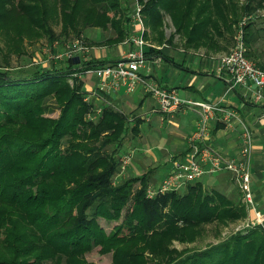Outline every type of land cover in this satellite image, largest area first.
<instances>
[{"label":"trees","instance_id":"trees-1","mask_svg":"<svg viewBox=\"0 0 264 264\" xmlns=\"http://www.w3.org/2000/svg\"><path fill=\"white\" fill-rule=\"evenodd\" d=\"M6 2L8 5L0 0V20L10 14L9 20L21 32L19 40L45 35L51 52L55 43L62 48L74 39L82 40L81 32L86 26L113 30L112 37L89 41L88 46L95 47L121 43L131 30L132 6L128 0ZM141 3L145 25L155 32L153 40L157 45L164 41L165 16L169 17L176 33H180L189 17L200 22L203 30L216 32L220 15L230 36L231 24L237 22L236 14L250 15L264 9V0H245L244 3L146 0ZM10 7L13 12L8 14L6 10ZM224 9L230 12L229 16L222 14ZM108 13L112 17L107 19ZM114 13L119 14L117 19ZM48 21L59 23L62 30L59 35L47 25ZM194 30V27L189 29L185 47L193 40L201 42L199 35L192 39ZM67 31L81 37L71 41L59 39ZM244 32L246 48L254 45L259 38L258 30L252 29L248 22ZM205 37L200 44L208 47L210 38ZM82 42L86 45L85 40ZM3 48L11 52L17 50L16 45ZM152 52L156 51L150 49L149 53ZM2 53L0 46L3 59L7 52L1 56ZM149 53L145 51V56ZM246 56L251 60L254 54L247 51ZM111 62L92 58L79 67L70 59L62 67L51 64L50 68L30 71V77L23 80L12 79L0 71V108L18 110L23 107V138L11 133L0 135L11 139L14 149V159L8 162L2 155L3 148L0 149V264H89L85 255L96 247L102 254L112 252V264H146L136 257L143 253L152 256L154 264H264V231L260 228L185 254L170 252L167 248L171 240L194 242L208 224L225 225L245 216L240 192L235 197L227 196L203 187L197 180L181 191L149 198L146 188L150 183V170L113 184L125 134L128 131L136 134L137 126L129 129L127 116L110 106H103L100 116L88 120L86 116L93 104L84 100L82 81L79 80L76 87L65 82L69 74ZM255 64L264 69V63ZM17 85L23 87L15 88ZM50 97L62 106L55 121L43 120L37 115L40 108L35 106ZM13 123L19 124V121H10L8 116L0 118V128ZM6 172L7 177L3 176ZM134 183L139 187L134 188ZM98 218L109 222L119 219L120 223L106 232L98 224Z\"/></svg>","mask_w":264,"mask_h":264},{"label":"crops","instance_id":"crops-1","mask_svg":"<svg viewBox=\"0 0 264 264\" xmlns=\"http://www.w3.org/2000/svg\"><path fill=\"white\" fill-rule=\"evenodd\" d=\"M262 36L264 37V33ZM125 40L126 38L119 45L116 44L117 46H91L89 58L112 62L118 60L129 48L128 44L127 48L124 47ZM150 49L156 52L149 53ZM228 49L229 47L218 50L209 46L173 48L151 43L145 49L149 54L140 70L161 86L174 89L180 99L210 103L221 101L248 122L255 137L251 170L253 201L256 208L264 213V97L260 101H250L249 89L243 86L229 88L228 77L217 69V59L226 54L224 52ZM247 49L253 52V58L257 62L264 60L263 56L260 58L258 55L257 43ZM80 80L85 93L84 100L92 103L93 109L113 107L127 116L129 129L137 126V136L133 139L135 142L131 143L129 152H120L121 156L131 153V160L125 169L120 163L114 174L115 181H123L125 176L139 177L150 170L149 185L156 186L171 170L172 161H185L197 156L198 143L189 141L198 119V115L192 110L183 108L173 113H163L157 109L156 102L141 89L132 95H126L121 90L100 89V80L94 74H83ZM210 129L211 144L227 155L234 156L239 147V128L225 127L214 119L210 123ZM134 143L142 146L135 147ZM199 180L207 189H216L227 196L235 197L232 192L236 188L226 172L204 175ZM239 198L241 200V196ZM251 216L248 211V218Z\"/></svg>","mask_w":264,"mask_h":264},{"label":"built area","instance_id":"built-area-1","mask_svg":"<svg viewBox=\"0 0 264 264\" xmlns=\"http://www.w3.org/2000/svg\"><path fill=\"white\" fill-rule=\"evenodd\" d=\"M142 0H133L130 14V33L125 40L129 45L124 56L101 67L79 72V78L84 74H94L99 80V88L123 91L126 95L134 94L138 89L148 94L157 104V109L163 113H173L180 109H190L198 115L195 130L189 136V141L198 143L197 156L185 161H172L171 170L156 186L149 185L146 194L149 198L170 191H181L187 184L199 180L204 175H214L226 172L231 183L242 197V201L251 213L247 226L261 227L264 231V213L259 211L253 201L251 187L252 148L254 145V131L243 118L232 108L226 107L221 101H193L180 99L176 91L158 84L153 78L140 70L146 62L145 49L148 47L144 39V25L142 20ZM264 17V14L263 16ZM251 19H243L236 29L233 46L226 54L217 59L218 71L228 77L229 88L243 86L249 89V100L260 101L264 97V69L257 66L247 56L244 39V27ZM248 20V21H247ZM54 52L47 47L48 60L66 62L74 57L79 58V67L90 53V47L83 44L81 39H74L60 48L53 44ZM85 55V57H84ZM84 57V58H83ZM74 64V63H73ZM76 73H74L75 75ZM102 113V107L92 109L86 116L88 120H95ZM214 119L223 123L225 127L237 126L239 147L234 156H229L210 142V123ZM131 160V153L120 157L121 167L125 169Z\"/></svg>","mask_w":264,"mask_h":264},{"label":"rangeland","instance_id":"rangeland-1","mask_svg":"<svg viewBox=\"0 0 264 264\" xmlns=\"http://www.w3.org/2000/svg\"><path fill=\"white\" fill-rule=\"evenodd\" d=\"M15 1H17V0H15ZM131 1L132 0H128V4H130ZM145 1L146 0H142V2H145ZM236 1H238L239 3H244L245 0H236ZM4 3H5V5H8L6 0H4ZM200 5H201V3L198 2L197 7H199ZM197 7L194 6V9H196ZM6 12H8V14H9V12L12 13L13 12L12 7H10V9L6 10ZM109 14H111V13H108L106 15L107 19H108V17H112ZM222 14H224V16L225 15L229 16L230 12L228 10L224 9ZM263 14H264V9H262V8L257 10V11H254L250 15H248V14L246 15L244 12L240 13L238 15L236 14L235 17H236L237 22L235 25L233 23L231 24L232 32H231L230 36L229 35L227 36V33H229V32L227 31L225 24L223 22H221L222 18L220 15L217 16V17H219V18H217V19H219L218 22H217V19L213 18V16H212V20H214V21L216 20V22L219 25L218 30H216V32L213 31V29H210L209 31H207V28H206V30H203V26H202V24L200 25V22H198V23H197V21L194 22V20L191 17H189L183 26L184 28H182L180 33H176L175 28L171 24L169 17L165 16L164 17V27H163L164 28L163 44L172 46L173 48H177V47L178 48H188V47H185L184 40L186 39V36L188 35L189 29L191 27H194L195 30L192 33V39L195 38L197 35H199L201 42L193 40L191 42V44L189 45V48H195V46H197V45H199L200 47H205L204 45H201L200 43H203L202 37L206 36L205 37L206 39L210 38L209 41L211 42V44H209V47H211V48L215 47L218 50H221V49L225 50L226 47H229V49L224 52V53H226V52H229L231 47L233 46L234 35L236 33V29H238L239 23L243 19H247V17L250 16L251 19L249 21L248 20L247 21L250 22L252 29L258 30L259 38L256 42L257 48H258V50H257L258 55H260V58H262V56L264 58V55H263V53H264V37L262 36V34L264 33V17H262ZM118 15H119L118 13H114V17L116 19L118 18ZM9 19H10V14L8 15V17L4 16V18H2L0 20V30H1L0 46H1L2 52H3L1 56L4 55V52H7L5 54L6 56H4L3 59L0 58V66L3 67V68H0V71L5 72L8 76H11L12 79L23 80V77H30V71L46 68V66H47V68H50L51 64L55 67H62L64 65V62H60V61H56V62L52 61V60L47 61L49 53L47 52V46L46 45H48L49 42H47L48 38L45 35L40 36L39 38H33V39L27 38L24 40L23 39L19 40L18 34H20L21 32L18 31V27L14 25L13 21H11ZM142 20H143V25H144V29H145L144 30V36L145 35L149 36L147 39L144 37L145 41L147 42V44H151V43L157 44V42L155 40H153V36H155L156 34L153 31V29H150L148 26L145 25V19H144L143 15H142ZM47 25L51 26L50 28H52V30L55 32L56 35H59L60 32L62 31L59 23H56L54 21H51V22L48 21ZM106 26L109 27V23H107ZM102 29L97 28L95 26H92L90 28L88 26L84 27L83 31L81 32L82 33L81 36H82V40H85V44L87 47H91V46H88L89 41L104 40V39H107L108 37L113 36V30H111L110 28L106 29V30H102ZM200 31H201V33H200ZM212 31H213V33H212ZM209 34H212V36ZM78 35H76V33L72 32V31H67L65 36H61V38H59V39H61V40L64 39L65 41H71L76 37H81L80 35L79 36ZM22 37H23V34H22ZM167 40H169L170 42H168ZM163 44H161V45H163ZM7 45H8V47L16 45L17 50L15 52H11L9 49L5 50L3 47H5ZM116 46H114L113 49H115ZM199 46L196 48H199ZM109 47H111V46H109ZM124 47L127 48L128 45L126 44V46H124ZM247 51H248V49H247ZM180 55H181V53H179L178 56H180ZM84 57H85V55H84ZM85 58L86 59L84 60V62L92 59V58H89V55H88V57L86 56ZM251 60L254 63L257 62L254 58H251ZM260 61H261V63H264V60L260 59ZM78 76H79V72H76L75 75L69 74L67 77V80L65 82L67 84H69L71 87H76L78 85V81L80 80V78ZM17 87L22 88L23 86H19V85L15 86V88H17ZM35 106L40 108L37 115L39 117H42L43 120L55 121L58 119L59 115L61 114L60 109L62 106L60 107L57 104V102L51 97L48 98L47 100H45L44 102H39L38 104H35ZM2 116H8V118H10V121H14V122L19 121V124L13 123V124H10L9 126H2L0 128V135H2L3 133H11V134L18 135V136L23 138V107L21 109H18V110H6V109L0 108V118ZM35 125L36 124L34 123L33 126H35ZM37 127H34V128H37ZM34 130L36 131L37 129H34ZM125 135H126V138H125L124 144L119 149V152H129L131 145H132L131 143L134 141L133 139L136 138V136H137V134H134L132 131H128ZM11 144H12L11 139H6V138L0 136V149L3 148L2 150H4V152H2V155L6 159V162L10 161L11 159H14V155H13L14 149L12 148ZM134 146L135 147L136 146H142V144H140V143L135 144L134 143ZM107 150L110 151L111 148L108 147ZM7 174H8V172L4 173L3 176L6 175V177H7ZM129 177L130 176H125L124 179L129 178ZM120 181H121V179L115 181L114 176H113V184L114 185L118 184ZM138 185H139L138 183H134L133 186H134V188H138L139 187ZM238 192L239 191H237V189H235L234 192H232V193L237 194ZM238 195L240 197L241 193H239ZM241 200H242V197H241ZM242 203L244 204L245 210H246L245 216H240L239 218H237L235 220L228 221L225 225H222V224L216 225L215 223L208 224V225L204 226L205 229L201 232V235L194 242L185 243V242H179L178 240H171L167 244V248L169 250H171L170 252L175 251V252H180L181 254H185V252H187L189 250L192 251V250L202 249L209 244H215L221 240H228L233 235H236V234H246L254 228L262 229L261 227L247 226L248 209H247V206L245 205V203L243 201H242ZM124 213H125V209L123 208L122 214H124ZM118 223H120L119 219L109 222L103 218H98V224L106 232H109ZM136 257L140 261H142L146 264H148V263L154 264V258L152 256L148 255L147 253L137 254ZM85 260L89 264H112V252L102 254L99 252V248L96 247L91 252H89L85 255Z\"/></svg>","mask_w":264,"mask_h":264},{"label":"water","instance_id":"water-1","mask_svg":"<svg viewBox=\"0 0 264 264\" xmlns=\"http://www.w3.org/2000/svg\"><path fill=\"white\" fill-rule=\"evenodd\" d=\"M72 62H73L74 64L79 63V58H78L77 56L74 57V58L72 59Z\"/></svg>","mask_w":264,"mask_h":264},{"label":"bare ground","instance_id":"bare-ground-1","mask_svg":"<svg viewBox=\"0 0 264 264\" xmlns=\"http://www.w3.org/2000/svg\"><path fill=\"white\" fill-rule=\"evenodd\" d=\"M133 0L131 1V6H132Z\"/></svg>","mask_w":264,"mask_h":264}]
</instances>
